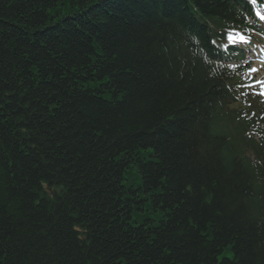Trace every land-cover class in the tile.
I'll return each mask as SVG.
<instances>
[{
  "label": "trees",
  "instance_id": "obj_1",
  "mask_svg": "<svg viewBox=\"0 0 264 264\" xmlns=\"http://www.w3.org/2000/svg\"><path fill=\"white\" fill-rule=\"evenodd\" d=\"M242 8L0 0V264H264Z\"/></svg>",
  "mask_w": 264,
  "mask_h": 264
},
{
  "label": "snow or ice",
  "instance_id": "obj_2",
  "mask_svg": "<svg viewBox=\"0 0 264 264\" xmlns=\"http://www.w3.org/2000/svg\"><path fill=\"white\" fill-rule=\"evenodd\" d=\"M258 2L259 0H248V3L254 7L255 16L258 17L261 22H264V12H261L258 7H255L258 4ZM237 38L241 43H244V44L250 43V38L246 37L243 33H237L236 36H233L231 33H229L230 40L235 41ZM252 54L255 55V53H252ZM233 67L235 68L236 66L233 65ZM259 70H260L259 68H253V69H250L249 71L259 72ZM257 84L260 85L261 90L254 94L264 96V80H257L251 86L255 87Z\"/></svg>",
  "mask_w": 264,
  "mask_h": 264
},
{
  "label": "rangeland",
  "instance_id": "obj_3",
  "mask_svg": "<svg viewBox=\"0 0 264 264\" xmlns=\"http://www.w3.org/2000/svg\"><path fill=\"white\" fill-rule=\"evenodd\" d=\"M71 10H72V9H70L69 6H66L64 12H65V13H68V12H70ZM56 18H59V17H56ZM262 74H264V72H262V71L260 70V72L257 73L256 77H257V76H261ZM138 182H139L138 180H135V184H138ZM153 215H154V214H153Z\"/></svg>",
  "mask_w": 264,
  "mask_h": 264
}]
</instances>
